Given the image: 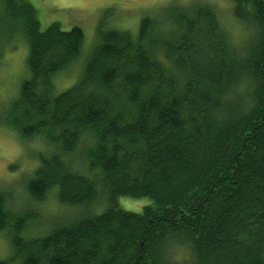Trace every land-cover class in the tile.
Listing matches in <instances>:
<instances>
[{
    "label": "trees",
    "instance_id": "1",
    "mask_svg": "<svg viewBox=\"0 0 264 264\" xmlns=\"http://www.w3.org/2000/svg\"><path fill=\"white\" fill-rule=\"evenodd\" d=\"M230 1L258 32L244 50L198 0L136 34L107 13L78 82L57 93L83 29L43 31L31 2L0 0V40L23 34L30 76L0 126L49 148L21 207L0 190L13 248L0 264H180L185 246L192 264H264V0ZM52 191L73 218L30 234ZM123 198L150 203L136 213Z\"/></svg>",
    "mask_w": 264,
    "mask_h": 264
},
{
    "label": "rangeland",
    "instance_id": "2",
    "mask_svg": "<svg viewBox=\"0 0 264 264\" xmlns=\"http://www.w3.org/2000/svg\"><path fill=\"white\" fill-rule=\"evenodd\" d=\"M38 12L41 29L57 23L69 31L79 26L85 33L83 55L78 64L57 78V93L64 92L75 85L97 39L100 21L108 13V26L128 30L136 34L140 21L145 16H157L168 5L179 3L187 6L197 0H28ZM208 3L217 12L220 25L234 49L244 50L247 44L258 36L251 25L239 21L234 15V5L230 0H198ZM250 40V41H249ZM249 41V43H248ZM236 50V51H237ZM237 51V52H238ZM29 49L26 38L21 32L13 39L0 40V118L6 117L10 104L19 95L21 84L30 78L26 68ZM83 68V69H82ZM5 107V108H4ZM49 148L39 139L23 142L19 136L0 126V190L12 192L14 207H21L27 199L25 184L33 178L40 165L39 156L48 154ZM35 151V152H34ZM150 203L149 199L131 200L123 198L119 206L127 211L142 212ZM41 220L31 229L30 234L39 233L44 226L57 224L61 219L71 220V212L59 204L55 192H50L45 201L37 206ZM6 234H0V261L13 256V248ZM172 258L180 264H192L193 255L189 247L178 248Z\"/></svg>",
    "mask_w": 264,
    "mask_h": 264
},
{
    "label": "bare ground",
    "instance_id": "3",
    "mask_svg": "<svg viewBox=\"0 0 264 264\" xmlns=\"http://www.w3.org/2000/svg\"><path fill=\"white\" fill-rule=\"evenodd\" d=\"M249 41H250V40H249ZM249 41H248V42H249ZM10 105H11V104H10ZM4 108H5V107H4ZM31 141H32V140H31ZM34 152H35V151H34ZM171 261H172V260H171Z\"/></svg>",
    "mask_w": 264,
    "mask_h": 264
}]
</instances>
